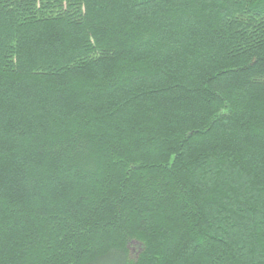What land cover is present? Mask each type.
<instances>
[{
    "label": "trees",
    "instance_id": "trees-1",
    "mask_svg": "<svg viewBox=\"0 0 264 264\" xmlns=\"http://www.w3.org/2000/svg\"><path fill=\"white\" fill-rule=\"evenodd\" d=\"M0 264H264V0H0Z\"/></svg>",
    "mask_w": 264,
    "mask_h": 264
}]
</instances>
